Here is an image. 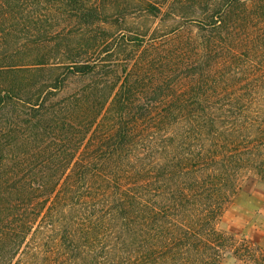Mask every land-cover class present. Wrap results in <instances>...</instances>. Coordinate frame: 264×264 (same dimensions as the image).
Listing matches in <instances>:
<instances>
[{"label": "trees", "instance_id": "obj_1", "mask_svg": "<svg viewBox=\"0 0 264 264\" xmlns=\"http://www.w3.org/2000/svg\"><path fill=\"white\" fill-rule=\"evenodd\" d=\"M246 171L264 0H0V264H218Z\"/></svg>", "mask_w": 264, "mask_h": 264}, {"label": "rangeland", "instance_id": "obj_2", "mask_svg": "<svg viewBox=\"0 0 264 264\" xmlns=\"http://www.w3.org/2000/svg\"><path fill=\"white\" fill-rule=\"evenodd\" d=\"M198 31L196 23L185 28ZM79 83L70 84L69 91ZM217 229L231 236L230 250L218 264H264V181L251 171L240 176L239 189L222 211Z\"/></svg>", "mask_w": 264, "mask_h": 264}]
</instances>
